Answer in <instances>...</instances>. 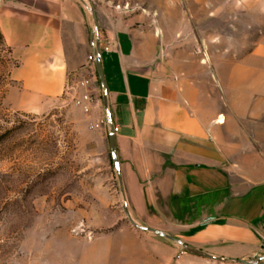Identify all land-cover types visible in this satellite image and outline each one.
Wrapping results in <instances>:
<instances>
[{"label":"crops","instance_id":"1","mask_svg":"<svg viewBox=\"0 0 264 264\" xmlns=\"http://www.w3.org/2000/svg\"><path fill=\"white\" fill-rule=\"evenodd\" d=\"M85 1L94 7L95 22L79 0L1 1L0 33L17 62L5 99L14 109L34 112L67 102L68 80L90 75L87 57L96 27L110 42L100 56L107 110L96 74L86 118L103 119L97 133L104 144L110 127L117 128L116 155L131 217L230 258H204L180 250L177 241L144 234L139 264L263 262L264 0H237L247 5L248 49L241 55L233 42L232 57L225 59L228 49L217 46L223 57L212 66L194 60L186 38L198 35L194 19L201 22L202 37L238 36L241 9L230 14L225 0ZM124 3L140 9L126 11ZM193 6H200L199 17Z\"/></svg>","mask_w":264,"mask_h":264},{"label":"rangeland","instance_id":"2","mask_svg":"<svg viewBox=\"0 0 264 264\" xmlns=\"http://www.w3.org/2000/svg\"><path fill=\"white\" fill-rule=\"evenodd\" d=\"M225 1L230 14L241 9L238 36L202 37L194 19L198 35L186 38L194 60L208 66L223 57L217 46L228 49L225 59L234 43L241 55L248 49L247 5ZM199 8L193 6L197 17ZM138 9L129 4L126 11ZM16 64L0 33V264L141 263L139 236L156 234L125 215L108 138L104 144L97 133L103 119L89 122L88 111L70 97L47 111L14 109L5 96Z\"/></svg>","mask_w":264,"mask_h":264},{"label":"built area","instance_id":"3","mask_svg":"<svg viewBox=\"0 0 264 264\" xmlns=\"http://www.w3.org/2000/svg\"><path fill=\"white\" fill-rule=\"evenodd\" d=\"M120 7L121 9L127 10L129 4L124 3ZM91 33L92 47L87 57V68L90 70V75H81L80 73H78L72 80H68L65 85V91L70 93V99L73 100L75 104L81 106L84 111H88L90 109L91 101L93 99L91 86L92 79L96 77V70L94 67L95 54L93 53V48L97 43L100 56L102 52L110 50V42L103 41L100 31L96 27H92ZM112 130L116 131L117 128L115 126H112ZM262 196L264 197V189L262 191Z\"/></svg>","mask_w":264,"mask_h":264},{"label":"water","instance_id":"4","mask_svg":"<svg viewBox=\"0 0 264 264\" xmlns=\"http://www.w3.org/2000/svg\"><path fill=\"white\" fill-rule=\"evenodd\" d=\"M79 1L82 2L85 6L88 7V9L90 10V12L92 13L93 21L95 22L96 16H95L94 7H93L92 3L87 2L85 0H79ZM91 36H92V33H91ZM93 53L95 54L94 67H95L96 74H97V77L99 79V82H100V84L102 86V89H103V104H104V108H106V110H107V104H106V85H105V80H104V75H103V71H102L100 54H99V50H98L97 43L95 44V47L93 48ZM107 115H108V112H107ZM108 145H109V150H110V155H111L112 163H113V166H114L115 171H116V174H117L119 186H120V189L122 190L120 170H119L118 159H117V155H116V148H115V141H114V133H113V130H112V126L110 127V130H109V133H108ZM124 212H125V215L127 217H130V214H129V212H128V210H127L126 207H124ZM141 229L147 230V231H151L154 234L163 236V237L168 238V239L173 240V241H177L178 243L181 244V246L187 252H190L192 254H195V255H198V256H201V257H204V258L212 259V260H217V261H227V260L230 259V258H226V257L214 256L212 254L203 252L202 250L197 249V248L193 247L190 244L181 243L176 238H174L173 236H170V235H168L166 233L160 232V231H158L156 229H153V228H150V227H141ZM231 260H234V261L239 262V263H244V264H250L251 263V262H248L246 260H241V259L231 258ZM257 261H255V262H257ZM252 263H254V262H252Z\"/></svg>","mask_w":264,"mask_h":264}]
</instances>
